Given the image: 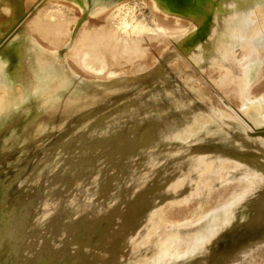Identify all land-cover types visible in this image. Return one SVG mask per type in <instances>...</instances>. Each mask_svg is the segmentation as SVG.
I'll use <instances>...</instances> for the list:
<instances>
[{
  "label": "rangeland",
  "instance_id": "1",
  "mask_svg": "<svg viewBox=\"0 0 264 264\" xmlns=\"http://www.w3.org/2000/svg\"><path fill=\"white\" fill-rule=\"evenodd\" d=\"M150 1L115 0L116 3L105 6V0H0L5 14L12 11L7 22V16L0 11L3 17L0 22L2 100L8 95L14 96L16 102L12 108L18 105L16 110L20 115L27 102L37 99L27 94L22 79L14 75L11 65L9 51L18 44V40L11 42V39L22 32L27 41L30 38L35 42L38 50L27 59H31L28 62L35 70L31 84L34 95L41 97L45 93L46 88L40 82L44 75L58 85L60 98L65 95L64 60L72 61L79 69L80 80H87L93 90L92 101L75 107L68 113L72 114L70 118L65 114L55 130L50 119L39 114L29 123L23 121L26 127L19 121L13 125L20 137H16V142L12 139L11 148L9 146L6 151L20 155L0 153V160L16 157L10 163L14 169L10 164H0V173L9 166L13 172H23L37 155L41 159L44 157L39 168L41 180H44L49 177L52 162H61L56 180L34 186V173H24L12 179L15 187L11 195L8 192L0 195V211L5 213L11 208L12 214V205L20 201L23 189L28 185L34 186L35 190L30 192L26 207L19 211L14 208L18 216L10 214L8 219L5 218L6 222L0 220V227L8 230L10 217L19 219H13L10 225L11 230L16 229L18 233L9 243L14 248L9 247L0 254V264H264V0L250 2L252 13L243 19L248 24L245 32L237 25L240 21L230 19L227 14L229 36L224 45L228 50L225 60L215 58L213 54L218 44L216 32L225 21L223 15L213 17L212 12L205 11L199 23V20L194 22L192 14L179 18L172 15L179 12L169 10L168 16H161L160 20L155 14L157 8H153ZM186 1L187 4L195 2ZM121 2L124 6L117 13L115 7ZM232 2L212 0V9ZM101 7H107V10L96 18L93 13ZM201 7L206 8V2ZM108 10L114 11L113 17ZM168 19L171 25L166 21ZM253 28L256 34L254 32V37L249 39L246 36L252 34L249 30ZM136 49L137 61L129 58V63L120 64L118 59L108 65L112 54L127 56ZM249 49H252L251 55H247ZM86 51L102 55L94 64V67L99 66L95 72L79 60ZM157 64L161 74L150 80L146 74ZM107 68L112 70L108 73ZM226 71L230 73L228 78ZM167 78L168 83H163ZM142 94L144 103H151L149 106L146 103L145 111L133 116L134 121L126 122V128L116 127L118 130H112L115 131L112 134L109 130L94 133L99 139L95 147H67L88 128L93 129L90 125L97 127L96 122L106 112L132 102ZM74 112L80 113L75 115ZM183 112H189V115L177 126L178 131L169 134V130L164 131L159 124L160 137L163 133L167 135L163 143L146 147L138 144L144 136L159 133L154 131L152 120L159 122L158 118L164 117L174 122L178 118L184 119ZM38 138L42 140L40 144L35 142ZM43 140L45 148L41 146L43 150H40ZM108 141L113 142V146H105L110 143ZM36 150L42 153L34 152ZM3 155L11 158L1 157ZM130 159L136 162L142 159V163L126 181L117 183L114 191L110 189L98 207L66 214L68 217L56 213V205L61 199L79 186L88 188L90 181L99 176L101 168H109L110 162ZM116 166L109 168L107 174L111 188L121 175ZM103 177L101 175L99 179ZM56 190H60V197L55 194ZM8 195L9 202L2 204ZM53 220L57 227L52 226ZM66 220L68 222H64ZM35 240L37 243L29 249L30 241ZM42 240L45 246L42 249L41 245L40 250L38 246Z\"/></svg>",
  "mask_w": 264,
  "mask_h": 264
},
{
  "label": "bare ground",
  "instance_id": "2",
  "mask_svg": "<svg viewBox=\"0 0 264 264\" xmlns=\"http://www.w3.org/2000/svg\"><path fill=\"white\" fill-rule=\"evenodd\" d=\"M148 1V0H147ZM251 1H253V0H233V2H232V4L230 5L229 3H226L224 6H221V8H219V9H214V7H213V9H212V4H211V2H212V0H195V2H191V3H189V4H187L186 2V0H152V2H151V4L153 5V8H157V9H154L155 11H156V15L159 17L158 19H160L161 18V16L163 17L164 15L165 16H168L167 14H168V12H169V10H173V11H175L176 13L177 12H179V14H176V15H174V14H172L174 17L176 16V17H179V18H181V17H186L187 15H190V14H192L193 15V20H194V22H197L198 20H199V23H200V17L203 15V13L205 12V11H207V12H209V13H211L212 14V16L214 17V15L215 14H219V15H223L224 17H225V21L222 23V25H221V27L218 29V31L216 32L217 34H216V39H215V41L218 43V44H216V52L215 53H213L214 54V57L215 58H221V59H226V57H227V55H228V50L227 49H224V45H225V42L228 40V36L229 35H227V28H226V26H227V14H228V16H229V18L231 19V18H235V19H238L240 22H238V26H239V29H241L242 31L243 30H246L247 29V25H246V23L247 22H243V19H247V17L250 15V13H252V7L251 6H249L250 5V2ZM123 2H125V1H123ZM123 2H121V4L119 5V6H116L115 8H114V4H113V8L115 9V11L118 13L121 9H122V7L124 6V3ZM203 2H206V8H204V7H201L200 8V6L203 4ZM112 3H116L115 2V0H105V2H103V5H105V6H109V5H111ZM120 3V2H119ZM126 3H127V1H126ZM192 3H195V6H191V4ZM118 4V3H117ZM174 7H176L177 9H173ZM107 7H101V9L100 10H95L94 11V15L95 16H97L96 18H99L101 15H104L103 13L104 12H106V9ZM113 8H112V10H113ZM152 8V7H151ZM190 8H193V10L192 9H190ZM3 9H4V7H1V5H0V11H2L3 12ZM109 9V8H108ZM111 9V8H110ZM110 11V10H108V12L110 13V16L111 17H113L114 15V11ZM193 12H192V11ZM158 11V12H157ZM192 13H191V12ZM262 11V10H261ZM11 10L9 11V13H7V14H5L4 12V14L7 16V17H5V22H7L8 21V19L12 16L11 15ZM108 13V14H109ZM163 13V14H162ZM162 14V15H161ZM106 15H107V13H106ZM155 16V15H154ZM173 16H171L172 17V19H173ZM156 17V16H155ZM170 17V18H171ZM2 19H3V17L2 16H0V22L2 21ZM156 19V18H155ZM171 19V20H172ZM212 19V18H211ZM253 19V18H252ZM161 20V19H160ZM164 20V19H163ZM203 20V19H202ZM166 21H168V23L170 22L169 21V19L168 20H166ZM176 21V20H175ZM236 21V20H235ZM162 22V24H164L163 23V21H161ZM172 23H173V21H171ZM177 22V21H176ZM181 22V21H180ZM168 23L167 24H164V25H167L168 27H170L169 25H168ZM250 23V22H249ZM5 24V23H4ZM3 24V25H4ZM8 24V23H7ZM6 24V25H7ZM170 24V23H169ZM182 24H183V22H182ZM181 24V25H182ZM184 24L186 25V21L184 22ZM184 24H183V26H184ZM195 24V23H194ZM252 23H250V25H251ZM1 25V24H0ZM5 25V26H6ZM137 25V24H136ZM171 25V24H170ZM175 25V24H174ZM180 25V26H181ZM232 25V24H231ZM249 25V26H250ZM178 26V25H177ZM183 26H181V27H183ZM195 26V25H194ZM233 26V25H232ZM237 26V27H238ZM140 27H143V26H140ZM180 27V28H181ZM184 27H186V26H184ZM133 28H135L134 26L132 27V29ZM158 29H162V28H159L158 27ZM157 28H156V30H158ZM172 29V27L169 29V30H171ZM175 29H176V27H175ZM179 29V28H178ZM166 30H167V28H166ZM182 30V29H181ZM174 31V30H173ZM172 31V32H173ZM178 31V30H177ZM234 31V30H233ZM249 31H252V34H247V35H250V36H246V37H248L249 39L250 38H252V37H254L253 35H255L256 34V29H251V30H249ZM1 32V31H0ZM163 32V31H162ZM165 32V31H164ZM243 32H245V31H243ZM254 32H255V34H254ZM258 32V31H257ZM13 33V32H12ZM116 33V32H115ZM177 33V32H176ZM176 33H175V35H176ZM180 33V32H179ZM168 34V33H167ZM242 34V33H241ZM162 35V34H161ZM166 35V34H165ZM189 35V34H188ZM233 35V34H232ZM231 35V36H232ZM169 36V35H168ZM167 36V37H168ZM178 36V35H177ZM9 37V36H8ZM133 37V36H132ZM136 37V36H135ZM138 37V36H137ZM171 37V36H170ZM176 37V36H175ZM174 37V38H175ZM18 40V44H16V46L12 49V50H10L9 51V56H10V59H11V65H12V68H13V70L15 71L14 72V75L16 74V76L17 77H20L21 79H22V83H23V85L22 86H24V89H25V91L27 92V94L28 95H30V97H35V98H37L35 101H30V102H27L25 105H24V108H23V113H21L20 115H18L17 114V110H16V108H17V106L16 107H14V108H12L13 107V105L15 104V102H16V98L14 97V96H12V95H8V97L7 98H5L4 100H2V94L0 93V140H2V143H0V153H4L7 149H8V147L10 146V141L13 139H15V142H16V137H20L18 134V132H17V130H16V128L13 126V125H15V123H18L17 121H19L20 123H21V125H22V127H26L27 125H24V124H22V122L23 121H27L28 123H29V121H30V119H32V117L34 116H36L37 114H39L41 117H47V118H49L50 119V121H51V127L52 128H54V130H55V128H57V126L59 125V123L62 121V118L64 117V115L66 114H68V113H70L75 107H80L81 106V104L83 103L84 105H85V103L84 102H87V101H90L92 98H93V93H92V91H91V88H90V85H89V82H86L87 80H80V78H79V69L77 68V67H75L74 66V64L72 63V61H69V60H64L63 62H62V64H63V66H64V74H63V78L65 79V89L67 90L66 91V93H65V95L62 97V98H60V89H59V87H58V85L54 82V80L51 78V79H48V77L47 76H42L41 78H40V82H41V84L46 88V91H45V93L44 94H42L41 95V97H38L37 95H34L33 93L35 92V89H33V87L31 86V84L34 82V76H35V70H34V66H32V64L31 63H29L28 61L29 60H31V59H29L28 61H27V59H28V57H30V56H33L34 54H36L37 53V47H36V45H35V42L34 41H30V38H29V40L27 41V39L25 38V36L23 35V32L20 34H17L16 36H15V38L14 39H11V42L13 41V40ZM159 39H160V37H159ZM232 39V38H231ZM6 40V39H5ZM135 40V39H134ZM164 40H166V39H164ZM168 40V39H167ZM166 40V41H167ZM184 40V39H183ZM86 41H89V43H90V40L89 39H86ZM159 41V40H158ZM157 41V42H158ZM161 41V40H160ZM242 41V40H241ZM240 41V42H241ZM247 41V40H246ZM118 42V41H117ZM122 42V41H121ZM248 42V41H247ZM249 42H250V40H249ZM123 43H124V41H123ZM243 43V42H242ZM250 43H252V42H250ZM112 44V43H111ZM238 44H239V42H238ZM116 45V44H115ZM155 45H157V43L155 44ZM255 45V44H254ZM140 46V45H139ZM160 46V45H159ZM220 46H222V47H220ZM252 46V45H251ZM109 47V46H108ZM128 47V46H127ZM131 47V46H130ZM141 47V46H140ZM140 47H138L137 46V48H140ZM148 47V46H147ZM153 48V47H152ZM154 49H155V47H154ZM98 50V49H97ZM104 50V49H103ZM252 49H249V51H247V55L248 54H250L251 55V53H252V51H251ZM138 50L136 49V51H135V53H133L132 54V52L130 51V53L131 54H129V55H127L126 53H125V55H127V56H124V54L122 55V54H120L119 56H117V55H115V54H112V57L111 58H108L109 60H111V61H109L108 62V65L109 64H112V63H115L114 62V60L116 61V60H118L119 59V63L120 64H122V63H129L128 62V60H131V59H129V58H134V61H137V59L135 60V57L137 56V54H136V52H137ZM99 52V51H98ZM134 52V51H133ZM159 52V51H158ZM107 53V52H106ZM99 54V53H98ZM108 54V53H107ZM106 55V54H105ZM140 55V54H139ZM138 55V56H139ZM102 56V55H101ZM101 56H97V55H95L94 53H93V51L91 52V53H87V51L86 52H83V55L81 56V58L79 59V60H81V63L82 64H84V66H86V67H89L91 70H93L94 72L95 71H97L98 69H99V66H95L94 67V64L96 63V61H98L100 58H101ZM144 56V55H143ZM140 57V56H139ZM136 58H138V57H136ZM144 58V57H143ZM156 58V57H155ZM150 60H151V58H149ZM187 59V58H186ZM224 59V60H225ZM133 60V59H132ZM140 60V59H139ZM144 60V59H143ZM163 60V59H162ZM66 61H67V63H66ZM78 61V60H77ZM127 61V62H126ZM147 60L145 59V62H146ZM164 61V60H163ZM187 61H188V59H187ZM54 62L57 64V65H61V63L60 62H58L57 60L55 61L54 60ZM144 62V61H143ZM149 62V61H148ZM152 62V61H151ZM159 62V61H158ZM165 62V61H164ZM186 62V61H185ZM118 63V64H119ZM140 63V62H139ZM223 65L225 64V63H222ZM231 64V62L229 61V65ZM69 65V66H68ZM135 65V64H134ZM154 65V64H153ZM158 65V64H157ZM190 65V64H189ZM62 66V65H61ZM68 66V67H67ZM118 66V65H117ZM109 67V66H108ZM114 67V66H113ZM133 67V66H132ZM197 67V66H196ZM224 67H225V65H224ZM121 68V67H120ZM226 68V67H225ZM69 69V70H68ZM123 69V68H122ZM129 69V68H128ZM135 69V68H134ZM162 69V68H161ZM197 69V68H196ZM229 69H230V67H229ZM61 70L63 71V68H61ZM110 70H112V69H110ZM110 70H108V68H107V70H106V72H110ZM150 71L149 72H147L148 74H146V75H148L149 77H150V80L152 79V80H154V79H156V77L157 76H159V74H161V71L162 70H160V68H159V65L158 66H156V67H153V68H151V69H149ZM232 70V69H231ZM122 71V70H121ZM132 71V70H131ZM228 71V70H227ZM226 71V72H227ZM230 71V70H229ZM0 72H1V65H0ZM108 72V73H109ZM124 72V71H123ZM68 74V76L72 79V81H71V79L66 75V74ZM107 73V74H108ZM113 73V72H112ZM120 73H122V72H120ZM229 72H227L226 74H227V78L228 77H230V73L228 74ZM143 75H145V74H143ZM135 78V77H134ZM146 79V78H145ZM148 80H149V78H147ZM4 80V79H3ZM120 80V79H119ZM170 80V79H169ZM122 81H123V79H122ZM146 81V80H145ZM171 81H172V79H171ZM1 82H2V80L0 79V84H1ZM119 82V81H118ZM163 83H165V84H167L168 83V78H167V80H164V82ZM8 84V83H7ZM120 84V83H119ZM117 85V84H116ZM171 85V84H170ZM175 85V84H174ZM161 88V87H160ZM164 88V87H163ZM138 90V89H137ZM136 90V91H137ZM182 90V89H181ZM158 91V90H157ZM160 92V91H159ZM163 92V91H162ZM178 92V91H177ZM180 92V91H179ZM143 93L144 94H146L144 91H143ZM192 93V92H191ZM98 94V93H97ZM144 94H142V95H140V97L137 99V98H135L132 102H129V103H125V104H123V105H120V107L118 108V106L117 107H115L114 109H112L111 111H108V112H106V114L104 115V117L102 118V116H101V118L102 119H100L98 122H96V124L98 123V125H97V127H96V129H95V127H93V125H90L93 129H91V128H88V130H86L87 132H85L83 135H81L80 137H79V139H77V140H74L73 142H70L69 143V145H67V147L68 146H70V147H74V146H82V145H84V148L85 149H87L86 147L87 146H93V147H95V146H97L98 145V142H99V139L94 135V133H98V132H101V131H107V130H109L110 132H111V134L112 133H114L115 131H117L118 129L117 128H119V129H121L120 127H122V129L123 128H126V122H128V121H134L132 118H133V116L134 115H136V114H138V113H140L141 111H145L146 110V103L147 102H145L144 103ZM179 94H181V93H179ZM178 94V95H179ZM59 95V96H58ZM147 95V94H146ZM151 95V94H150ZM186 95V94H185ZM184 95V96H185ZM189 95V94H188ZM193 95V94H192ZM195 95V94H194ZM152 97V96H151ZM170 98V97H169ZM96 99V98H95ZM161 99V98H160ZM92 101V100H91ZM173 101V100H172ZM93 102H94V100H93ZM149 103H151V101L149 102ZM149 103H147V105L149 106ZM120 104V103H119ZM200 104V103H199ZM90 105H91V103H90ZM152 105V104H151ZM200 106V105H199ZM84 107V106H83ZM82 107V108H83ZM197 107V106H196ZM85 108V107H84ZM83 108V109H84ZM118 108V109H117ZM148 108V107H147ZM156 108V107H155ZM188 109V108H187ZM181 110V109H180ZM83 111V110H82ZM177 111V110H176ZM182 111V110H181ZM81 112V111H80ZM80 112H78V113H80ZM75 113V112H74ZM77 113V114H78ZM180 113V112H179ZM76 113H75V115H77ZM69 115V114H68ZM70 115H72V114H70ZM70 115H69V118H70ZM181 115H183L184 116V119L182 118H178L177 119V121H174V122H169L168 120H167V118H165L164 119V117L161 119V118H158V121L159 122H155V120H152V124H153V126H154V131L156 132V131H158L159 133H157V134H154V135H152L151 133V136L149 135V136H144V140L143 141H141L140 143H138V144H140L141 145V147H146V146H149V144H152V145H150V146H155V145H160L161 143H163L164 142V138H166L167 137V135H165L164 133L162 134V137H160V135H161V133H162V130H161V126H159V124L160 125H162L163 127H164V131H167V130H169V134L173 131V130H176V131H178V129H177V126L179 125V124H183L184 123V121L186 120V118L188 117V115H189V112H183V113H181ZM33 117V118H34ZM73 117H74V115L71 117L72 119H73ZM23 118V119H22ZM92 118H94V116L92 117ZM171 118V117H170ZM35 119H37V121L38 122H43V120H41V119H39V118H35ZM67 120H68V117H67ZM67 120H66V122H67ZM102 120V121H101ZM69 121H71L70 119H69ZM83 121V120H82ZM81 121V122H82ZM167 121V122H166ZM65 122V121H64ZM66 122H65V124H66ZM80 122V123H81ZM79 123V124H80ZM132 124H134V122H131ZM3 124V125H2ZM46 124V123H45ZM62 124V123H61ZM81 124H83V123H81ZM90 124H93V123H90ZM146 124V123H145ZM148 124V123H147ZM64 125V124H63ZM137 126V125H136ZM136 126H135V129H137L136 128ZM145 126H148V125H145ZM47 127H48V124H47ZM50 127V128H51ZM61 126H59V128H60ZM117 127V128H116ZM151 127V126H150ZM45 128H46V126H45ZM49 128V127H48ZM47 128V129H48ZM50 128H49V131H50ZM58 128V129H59ZM18 129V128H17ZM30 129V128H29ZM57 129V131H59ZM91 129V130H90ZM115 129H117V130H115ZM150 129V128H149ZM156 129H158V130H156ZM24 130H26V129H24ZM93 130V131H92ZM112 130H115V131H112ZM138 130V129H137ZM45 131V130H44ZM49 131H46V132H48L49 134H51L52 136L54 135H56L55 133L54 134H52L54 131H52L51 130V132H49ZM22 132H23V130H22ZM21 132V133H22ZM28 132H30V131H28ZM56 132V131H55ZM140 132V130H138V133ZM20 133V134H21ZM45 133V132H44ZM44 133H42L43 135H45ZM57 133V132H56ZM124 133V132H123ZM167 133V134H168ZM37 135H38V133H36ZM41 133H40V135H42ZM58 134V133H57ZM136 134H137V132H136ZM168 134V135H169ZM43 135H42V137H43ZM51 135H49V136H51ZM142 135V132L138 135V136H141ZM33 137H35L34 136V133H33V135H32ZM31 136V138H33ZM39 136V135H38ZM38 136H36V137H38ZM127 136V135H126ZM41 137V136H40ZM46 137V136H45ZM45 137H43V138H45ZM31 138H29V139H31ZM22 139V138H21ZM34 139V138H33ZM39 139V138H38ZM36 140L35 142L36 143H39L40 144V142L42 141V140ZM45 139H47V138H45ZM54 140H55V138H54ZM116 140V139H115ZM134 140H136V139H134ZM21 141V140H20ZM44 141L45 140H43V142L41 143L42 145H40V148H42V149H40V150H43V147L45 148V146H43V143H44ZM48 141V140H47ZM133 141V140H132ZM22 142V141H21ZM108 142H110V143H106L105 144V146H113V142H111V141H108ZM134 143V142H133ZM21 144V143H20ZM50 143H48V144H46V145H49ZM44 145H45V143H44ZM136 145H137V143H136ZM41 146H43V147H41ZM128 146V145H127ZM36 147V146H35ZM47 147V146H46ZM69 147V148H70ZM130 147V146H129ZM134 147V146H133ZM10 148H11V146H10ZM9 148V149H10ZM18 148V147H17ZM17 148H15L16 150H17ZM39 148V145H38V147L37 148H35V149H38ZM62 148H65V146L63 147L62 146ZM128 148V147H127ZM19 149V148H18ZM34 149V148H33ZM68 149V148H67ZM115 149V148H114ZM149 149V148H148ZM16 150H13V151H16ZM40 150H36V151H34V152H38V154H41L42 153V151H40ZM69 150V149H68ZM133 150V149H132ZM10 151V150H9ZM9 151H6V152H8V154H14V152H12V153H10ZM12 151V150H11ZM18 151V150H17ZM16 151V152H17ZM62 151V150H61ZM70 151V150H69ZM64 153H66V152H64ZM68 153V152H67ZM11 155V156H16V154H18V152L16 153V154H14V155ZM1 155V154H0ZM18 155H20V154H18ZM16 156V157H19V156ZM7 156H9V155H3V156H1V157H6V158H8ZM10 157V156H9ZM16 157H14V158H16ZM11 158V157H10ZM13 158V157H12ZM11 158V159H12ZM13 158V159H14ZM44 158V157H43ZM43 158L41 159V157H39V156H37V155H35L34 157H33V161L31 160L30 161V164H29V166L27 167V168H25L24 170H23V172H19L18 171V173H17V171L15 170L14 172L13 171H11L12 169H14V166H12L10 163H12V160L10 159H6V160H4V158H1V160H0V164L2 165V164H6V165H8V164H10V166H12V169L11 170H9L10 169V166L5 170V171H3V172H1L0 173V195H2V194H5V193H7L8 192V194L9 195H11V193H12V191H14V187H15V185L13 184V178H14V176H18V175H22V174H26V173H29L30 172V174L32 173H34V177L33 178H36L35 180H34V186L36 185V184H43V183H49V182H51V181H53V180H56L57 179V177H58V175H59V167H60V162L61 161H59V160H54V162H52V165H51V167H50V169H48L49 170V173H48V175H49V179L47 178V179H44V180H41V173H40V169H41V160H43ZM47 158V157H46ZM50 158V157H49ZM3 159V160H2ZM45 160V159H44ZM121 160V159H120ZM5 161V162H4ZM11 161V162H10ZM64 161V160H63ZM144 161V160H143ZM45 162H46V160H45ZM148 162V161H147ZM36 163V164H35ZM38 163V164H37ZM47 163H48V161H47ZM142 163V159H139V162H136V161H133L132 159H130V160H124V161H121V162H118V161H115V162H110L109 164H110V167L109 168H111V167H113V166H116L115 168H116V170L121 174L120 176H119V178L116 180V181H114L113 183V185H112V188L110 187V185L109 184H111L110 183V179H109V177L107 176V174L109 173V168H106L105 169V166L103 167V169L101 168V171H100V173H98V177H96L93 181H90V183H89V187L88 188H86V189H82L79 185V187H77L76 188V190L74 189V190H72V191H70L69 192V195L67 196V197H65V198H62L61 199V202L59 203V205L57 206L56 205V207L58 208H56L57 209V211H56V213H60V215L62 216V217H68V216H66V214H69V215H72V214H74V213H76V212H78L79 210H86V209H89V208H93V207H98V204H99V201H101L104 197H106L107 195H109V190L111 189V190H115V187H116V184L117 183H120V182H122V181H126V179L133 173L132 171H134L136 168V166L139 164V166H140V164ZM35 164V165H34ZM43 165H45L44 167H46V165L47 164H45V163H43ZM40 166V167H39ZM40 168V169H39ZM139 168V167H138ZM43 169V168H42ZM99 169H100V167H99ZM10 171V172H9ZM44 171V170H43ZM102 175V179H99V177ZM123 175H125V176H123ZM123 176V177H122ZM8 177H10L11 179L10 180H5L6 178H8ZM48 180V181H47ZM91 180V179H90ZM34 186L33 187H30V186H28L27 185V187H25L24 189H23V191H22V195H21V198H20V201L19 202H17V203H15L14 205H12V206H14V207H12L13 208V215L14 216H18V214H17V212L19 211V210H22L24 207H26L28 204H29V194H30V192H32V191H35V190H33V188H34ZM118 186V185H117ZM119 186H120V184H119ZM118 186V187H119ZM121 187V186H120ZM46 188V187H45ZM60 189V188H59ZM61 190H62V188H61ZM62 192V191H61ZM63 193V192H62ZM110 193H111V191H110ZM55 194H57V196H59L61 193H60V190H56L55 191ZM59 194V195H58ZM8 195V197L6 198L5 197V200L4 201H2L1 203L2 204H6V203H8L9 201V196ZM7 196V195H6ZM56 196V195H55ZM66 196V195H65ZM60 197V196H59ZM55 198H57V197H55ZM58 200H59V198H58ZM6 201H8V202H6ZM4 202V203H3ZM55 202V201H54ZM57 202V201H56ZM5 208H7L6 206H5ZM14 208H16L18 211L17 212H15L16 210L14 209ZM21 208V209H20ZM8 209V208H7ZM54 209V208H53ZM1 210V209H0ZM11 208H10V210H6L5 211V213L3 212V211H0V220H4L5 218L6 219H8V217L7 216H9L10 214H11ZM15 210V211H14ZM50 211V210H49ZM14 212H15V214H14ZM51 212V211H50ZM49 213V212H48ZM79 213V212H78ZM78 213H76V214H78ZM12 214L10 215V216H12ZM44 214V213H43ZM50 215V214H49ZM52 215V214H51ZM14 216H13V219L15 220V219H17V217L16 218H14ZM42 216V215H41ZM46 216H48V215H46ZM22 217V214L20 213V218ZM43 217H45V216H43ZM78 217V216H77ZM37 218V217H36ZM6 219H5V222H6ZM10 224L8 225L9 227H8V230H5V228H3V227H0V229H2L3 231H1V233H0V254L2 255V252H4V250H6L7 248L9 249V243H12L11 242V240H15L14 239V236H16L18 233H17V230L15 229V230H11V226L10 225H12L13 223V219L10 217ZM44 219V218H43ZM73 219V218H72ZM17 220H19V219H17ZM21 220V219H20ZM60 220V219H59ZM57 221V220H56ZM7 222H8V220H7ZM50 223H51V221H49ZM57 222H59V221H57ZM64 222H68L67 220L66 221H64ZM46 223V222H45ZM48 224V223H47ZM55 224V221L53 220V224H52V226ZM59 224V223H58ZM66 225V224H65ZM0 226H2V225H0ZM20 226V225H19ZM46 226H48V225H46ZM54 226H56V225H54ZM58 226V225H57ZM56 226V227H57ZM15 227V226H14ZM26 227V226H25ZM50 227V226H49ZM16 228H18V227H16ZM19 229V228H18ZM21 229H23V228H21ZM20 229V230H21ZM64 230V229H63ZM48 231V230H47ZM73 231V230H72ZM53 232V231H52ZM60 232V231H59ZM20 233V232H19ZM26 233V232H25ZM21 235V234H20ZM25 235V234H24ZM18 236V235H17ZM24 237V236H23ZM22 237V238H23ZM71 237V236H70ZM73 237V236H72ZM66 239V238H65ZM65 239H62V241L63 240H65ZM68 239V238H67ZM26 240V239H25ZM24 240V241H25ZM24 241L22 242V243H24ZM66 241V240H65ZM17 241H15V244L14 245H16L17 243H16ZM34 242H36V240L35 241H30V246H29V249H30V247H32V245L34 244L35 245V243ZM40 241H38V243H39ZM70 242V241H69ZM37 243V242H36ZM43 243H45V241L43 242V240L40 242V246H38V249H40L41 248V245L43 246L42 247V249L44 248V244ZM67 243V242H66ZM18 244H20V241H19V243ZM19 246V245H18ZM10 248H12V246L10 247ZM14 248V247H13ZM12 248V249H13ZM20 248V247H19ZM47 248H49V247H47ZM42 249H40V250H42ZM50 249V248H49ZM48 249V250H49ZM62 249H63V247H62ZM72 249V248H71ZM37 250V249H36ZM52 250V249H51ZM55 250V249H54ZM38 251V250H37ZM44 251V250H43ZM58 251V250H57ZM71 251V250H70ZM15 252V251H14ZM18 252V251H17ZM59 252V251H58ZM9 253H10V251H9ZM50 253V252H49ZM51 253H54V252H51ZM62 253V252H61ZM66 253V252H65ZM40 255H41V253H39ZM9 255V254H8ZM15 255V254H14ZM17 255V254H16ZM38 255V254H37ZM58 255V254H57ZM69 255V254H68ZM12 256V255H11ZM59 256H60V254H59ZM62 257L63 256H65V254L64 255H61ZM34 257H35V255H34ZM41 257V256H40ZM44 257V256H43ZM42 257V259L43 260H45L44 258ZM1 258V257H0ZM6 258V257H5ZM37 258V257H36ZM35 258V259H36ZM65 258V257H64ZM13 259V258H12ZM30 259V258H29ZM41 259V260H42ZM5 260V259H4ZM31 260V259H30ZM48 260V259H47ZM29 261V260H28ZM53 261V260H52ZM6 262V261H5ZM32 262V261H31ZM35 262H36V260H35ZM41 261H39V263H40ZM43 262V261H42ZM41 262V263H42ZM50 262V261H49ZM60 262V261H59ZM68 262V261H67ZM4 263V262H3ZM7 263H8V261H7ZM33 263H34V261H33ZM44 263H46V262H44ZM5 264V263H4ZM36 264V263H35ZM49 264V263H48ZM51 264V263H50Z\"/></svg>",
  "mask_w": 264,
  "mask_h": 264
}]
</instances>
